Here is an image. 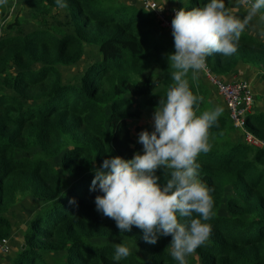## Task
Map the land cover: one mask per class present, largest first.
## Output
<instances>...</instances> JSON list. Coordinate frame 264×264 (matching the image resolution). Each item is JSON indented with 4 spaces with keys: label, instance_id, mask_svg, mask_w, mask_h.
<instances>
[{
    "label": "trees",
    "instance_id": "1",
    "mask_svg": "<svg viewBox=\"0 0 264 264\" xmlns=\"http://www.w3.org/2000/svg\"><path fill=\"white\" fill-rule=\"evenodd\" d=\"M167 1L178 10L207 2ZM22 2L41 16L64 11L70 30L41 28L0 39V243L11 237L6 214L17 197L37 202L9 264H114L118 239L137 246L119 264H177L167 249L171 236L151 244L136 226L121 232L96 210L95 197L103 193L90 190L103 160L143 154L141 127L131 122L156 109L172 84L167 56L174 41L159 38L153 11L120 0H65L64 8L55 0ZM225 7L232 11L230 0ZM7 16L0 0V28ZM88 44L97 48L96 58L79 85L65 82L60 68L80 62ZM206 64L226 81L243 66L264 78V41L241 32L234 54H213ZM198 78L207 83L201 72ZM188 79L200 110L211 109L204 85L191 80V71ZM246 129L264 140V113L247 115ZM238 134L225 105L209 129V151L197 157L200 178L213 189L212 231L188 264H264V150ZM31 148L35 156H20ZM156 175L163 186L162 171Z\"/></svg>",
    "mask_w": 264,
    "mask_h": 264
},
{
    "label": "clouds",
    "instance_id": "2",
    "mask_svg": "<svg viewBox=\"0 0 264 264\" xmlns=\"http://www.w3.org/2000/svg\"><path fill=\"white\" fill-rule=\"evenodd\" d=\"M55 3L66 7L65 0ZM261 9L264 0H252L240 18L225 7V0H207L201 7L176 11L171 21L175 51L167 56L172 84L153 113L154 130L138 135L143 154L129 160L111 157L95 170L90 190L103 193L95 197L96 210L112 218L121 232L138 227L148 243L171 236L167 249L177 264H188L187 257L212 231L207 221L214 215L213 189L200 178L197 157L209 151V129L223 112L219 105L200 110L201 97L191 90L188 75L191 71L195 82L207 57L234 54L241 32ZM130 254L129 246L118 243L112 261L119 264Z\"/></svg>",
    "mask_w": 264,
    "mask_h": 264
},
{
    "label": "rangeland",
    "instance_id": "3",
    "mask_svg": "<svg viewBox=\"0 0 264 264\" xmlns=\"http://www.w3.org/2000/svg\"><path fill=\"white\" fill-rule=\"evenodd\" d=\"M120 1L126 4H133L140 8L144 7V0ZM151 1L156 6L158 12L163 14L166 18H172L176 11H178L179 4L176 2L167 0ZM4 2L8 10V16L6 21L0 28V39L7 36L24 35L32 30L41 28L56 30L60 27L67 29L68 31L70 30V28L67 27L68 17L64 13V11L54 10L49 16H41L38 13L27 8L23 4L22 0H4ZM230 2L232 6V14L240 18H243L247 15L252 3H249L248 0H230ZM158 26L159 32H157V35L160 39H165L166 41H174L173 36L168 33L167 29H165L163 26H160L159 23ZM242 32L251 34L256 39L264 41V14L261 11H258L257 14L249 20L248 24L245 26ZM96 56L97 48L89 44L86 45L84 56L80 62L72 66L60 68L64 81L67 83L79 85L80 80L87 67L96 58ZM234 76L239 79L248 80L251 83L255 93V106L253 111L264 113V78L261 76V74L255 69L243 66L242 70L237 72ZM223 80L226 81V79ZM199 81L205 87V100L210 104L211 108L212 106L215 107L219 105L224 109V101L222 100L218 92L214 88L208 86L204 80L199 79ZM154 111L155 109H147L144 111L141 119H145V121L147 122L144 124V127H141V129L148 130L149 132L154 130ZM135 123L136 121L131 122L133 129L135 128ZM238 137L242 141H244L242 135L238 134ZM37 153V149L31 148L28 152H21L20 156L33 157ZM36 208L37 202L33 198V196H30L28 194L19 195L17 197L16 204H14V206L6 214L7 218L11 221L13 228L11 237L8 240L0 243L5 244L8 247V252L0 253V264H9L14 254L21 247L25 233L30 225L31 216ZM122 242L130 247L131 252L137 253V246L131 240L118 239L114 241V244ZM191 257L192 254L187 257L188 263Z\"/></svg>",
    "mask_w": 264,
    "mask_h": 264
},
{
    "label": "built area",
    "instance_id": "4",
    "mask_svg": "<svg viewBox=\"0 0 264 264\" xmlns=\"http://www.w3.org/2000/svg\"><path fill=\"white\" fill-rule=\"evenodd\" d=\"M144 7L151 10L157 16L160 26L168 30L172 35V24L175 14L172 18H166L159 13L154 3L151 0H144ZM249 3L250 0H248ZM207 83L214 88L230 113L234 128L244 138L245 143L254 148L264 150V140L257 138L249 133L246 129L247 115L251 114L255 106V93L251 83L248 80H242L233 76L229 81H224L214 74L208 67L201 71ZM4 242V241H3ZM8 252V247L5 244H0V253Z\"/></svg>",
    "mask_w": 264,
    "mask_h": 264
},
{
    "label": "crops",
    "instance_id": "5",
    "mask_svg": "<svg viewBox=\"0 0 264 264\" xmlns=\"http://www.w3.org/2000/svg\"><path fill=\"white\" fill-rule=\"evenodd\" d=\"M147 121H145V119H140L139 121H136V123L134 124L135 128H140V127H144V124L146 123ZM141 131H143L144 129H141ZM153 131V130H152Z\"/></svg>",
    "mask_w": 264,
    "mask_h": 264
}]
</instances>
